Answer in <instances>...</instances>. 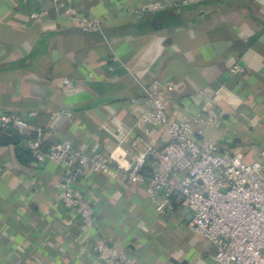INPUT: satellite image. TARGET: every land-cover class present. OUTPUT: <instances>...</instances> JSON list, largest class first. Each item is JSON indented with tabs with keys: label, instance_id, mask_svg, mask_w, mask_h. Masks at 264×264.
<instances>
[{
	"label": "crops",
	"instance_id": "1",
	"mask_svg": "<svg viewBox=\"0 0 264 264\" xmlns=\"http://www.w3.org/2000/svg\"><path fill=\"white\" fill-rule=\"evenodd\" d=\"M149 1L166 7L134 12ZM75 6L100 17L103 31H84L47 0H0V114L27 118L47 142L71 140L124 170L91 171L77 182L94 208L85 238L79 216L59 200L63 169L39 163L25 146L0 143V264H109L94 251L95 239L126 249L129 260L119 264H219L216 247L191 229L190 212L175 195L174 209L166 211L162 192L153 199L145 184L128 181L126 169L145 142L155 146L144 168L152 171L170 141L165 127L141 122L140 103L132 99L145 95L143 85L173 79L167 108L190 116L200 109L199 91L214 88L218 122L202 138L248 161L261 159L264 0H77ZM41 9L48 15L33 19L31 12Z\"/></svg>",
	"mask_w": 264,
	"mask_h": 264
},
{
	"label": "built area",
	"instance_id": "2",
	"mask_svg": "<svg viewBox=\"0 0 264 264\" xmlns=\"http://www.w3.org/2000/svg\"><path fill=\"white\" fill-rule=\"evenodd\" d=\"M76 1L47 0L58 14L74 19L84 31L102 32L103 20L79 11ZM165 7L160 1H149L134 12L143 14ZM47 15V9L31 12L33 19ZM238 69L235 65L232 70ZM63 83L72 86L73 80L64 77ZM175 87L173 79H156L150 87L143 85L144 96L132 99L133 103H140L141 122L165 127L170 141L162 147L158 167L152 171L144 168L155 146L153 142H145V149L126 169L128 181L145 184L153 199L162 192L166 211L174 209L175 195V202L190 212L191 229L216 247L214 259L219 264H264V147L260 151L261 159L248 161L241 152L231 151L223 143L203 139L204 129L218 122L219 93L211 87L201 89L197 94L199 111L179 116L171 113L166 104V95ZM0 129L20 133L39 163L52 162L63 169L59 200L79 216V235L91 237L94 208L76 184L91 171L124 170L122 163L87 153L71 140L49 143L42 128H33L27 118L12 113L0 114ZM181 172L183 177L174 182L172 178ZM94 251L109 264L129 260L125 248L101 239L94 240Z\"/></svg>",
	"mask_w": 264,
	"mask_h": 264
},
{
	"label": "trees",
	"instance_id": "3",
	"mask_svg": "<svg viewBox=\"0 0 264 264\" xmlns=\"http://www.w3.org/2000/svg\"><path fill=\"white\" fill-rule=\"evenodd\" d=\"M0 143H4V144L10 143V144L16 145L17 147L19 145H21L23 147L25 146L24 137L20 133H18L17 131L4 130V129H0Z\"/></svg>",
	"mask_w": 264,
	"mask_h": 264
}]
</instances>
